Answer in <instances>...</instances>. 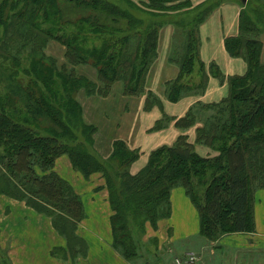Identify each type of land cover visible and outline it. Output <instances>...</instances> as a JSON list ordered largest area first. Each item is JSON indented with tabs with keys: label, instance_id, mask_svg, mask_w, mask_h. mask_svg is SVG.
<instances>
[{
	"label": "trees",
	"instance_id": "obj_1",
	"mask_svg": "<svg viewBox=\"0 0 264 264\" xmlns=\"http://www.w3.org/2000/svg\"><path fill=\"white\" fill-rule=\"evenodd\" d=\"M223 1L192 7L189 0H146L142 5L133 0H0V194L49 216L66 239L71 256L60 254L64 258L74 262L88 253L77 234L85 214L82 196L54 169L64 154L86 179L94 173L106 179L113 246L131 262L142 254L150 264L163 260L158 244L151 250L142 236L157 227L169 210L170 191L179 185L196 201L200 235L218 238L256 231L254 195L257 187H264V0L242 4L239 34L225 40L233 57L245 59L246 72L228 77L226 99L204 106L214 113L197 130L196 143L216 155H199L188 135L181 134L132 173L137 150L117 139L108 158L98 154L93 144L98 128L85 121L77 98L80 91L105 97L119 80L126 95L144 92L159 32L167 23L175 25L176 44H181L180 55L172 56L180 76L167 83L168 99L204 93L208 75L200 57L199 30ZM75 11L88 13L76 18ZM123 19L127 25L120 24ZM52 40L66 47L60 65L45 51ZM90 64L97 69L95 79L79 71ZM190 74L200 82H180ZM150 96L151 91L147 109L153 105ZM198 115L192 107L177 127L188 130ZM0 248V264H8L1 243Z\"/></svg>",
	"mask_w": 264,
	"mask_h": 264
},
{
	"label": "crops",
	"instance_id": "obj_2",
	"mask_svg": "<svg viewBox=\"0 0 264 264\" xmlns=\"http://www.w3.org/2000/svg\"><path fill=\"white\" fill-rule=\"evenodd\" d=\"M190 1L192 7H195L206 0ZM246 1L224 0L200 26V57L205 63L209 79L208 87L202 95L187 94L188 96L181 97L178 101H171L164 94L167 90V82L177 79L180 71L179 66L172 61V56L181 53V44H176V27L172 23H167L160 29L158 54L149 68L144 92L138 95H126L122 81H116L105 97L98 94L87 96L85 91H80L84 93L83 102L80 100L84 119L98 128L95 148L103 157L108 158L113 149L103 155L98 146L101 140H107L113 147L115 140L122 139L129 147L139 152V159L133 164L134 170L138 171L147 163L152 151L163 145L173 144L182 134V130L176 126V121L183 117L194 103L218 102L228 95V77L244 74L247 70L245 59L233 57L225 46L227 38L239 34V17L242 4ZM261 41V61L264 63V31L261 34ZM149 90L153 92L151 98L153 106L145 110L144 105L148 100L146 94ZM206 96L210 101L205 99ZM201 98L205 100L202 101ZM164 112L173 119L156 130L153 127L163 118ZM123 117L126 125L120 120ZM203 125L202 122H196L190 127L188 134L186 133L189 139L196 140V131ZM195 145L196 150L201 152L198 146L200 144ZM207 149L209 151L210 148ZM216 154L217 152L213 151L211 156ZM54 169L82 196L86 216L79 225L77 233L87 241L88 253L74 262L60 254L56 255V249L65 248L67 242L55 230L51 218L37 212L25 201L0 194L1 245L8 248L11 257L14 258V264H130L112 246L110 217L113 211L104 177L100 173H94L86 179L73 168L66 154L56 160ZM181 188L177 186L172 192L173 200H177L185 210L181 214L180 223L183 225L189 224L191 220L198 221L196 209L189 204L190 200L187 196L181 193ZM254 204L256 232L249 235L261 239V236H264V189L255 190ZM181 234L186 235L185 232ZM190 234L182 237L187 238Z\"/></svg>",
	"mask_w": 264,
	"mask_h": 264
},
{
	"label": "rangeland",
	"instance_id": "obj_3",
	"mask_svg": "<svg viewBox=\"0 0 264 264\" xmlns=\"http://www.w3.org/2000/svg\"><path fill=\"white\" fill-rule=\"evenodd\" d=\"M133 1L136 2L137 4H141V3L143 4L144 2H146V0H140L139 2H137L135 0H133ZM189 2L192 5L190 0H189ZM87 13H88V11H75L73 13V16L78 18L81 15L87 14ZM173 14H175V13H173ZM252 15H253V13H252ZM168 16H170V14H168ZM120 24L121 25H127V22L125 19H123L120 22ZM132 46H134V45H132ZM65 50H66V47L64 45H62L60 42H58L57 40L50 41L49 47L45 48V51L48 54L55 56L58 59V61H60L59 65H60V63H62L65 60L64 59ZM156 57H157V55H156ZM155 59H154V61H155ZM154 61H153V63H154ZM79 71L81 73L91 74L88 76L92 77L93 79L98 77L97 69L95 67H93L91 64L90 65H82L80 67ZM240 75H243V74H240ZM179 76L180 75H178V77ZM174 80H172V81H174ZM119 81H122V80H119ZM189 81L191 83H199L200 79H199V76H197L196 74H190L189 76L183 77L180 82L185 84V83H188ZM168 82H170V81H168ZM208 82H209V79H208ZM227 83H228V89H229L230 85H229L228 80H227ZM123 84H124V82H123ZM207 87H208V84H207ZM207 87H206V89H207ZM124 88H125V85H124ZM149 92H150V90L148 91V93ZM79 93H81V92H79ZM148 93L146 94L147 96H148ZM83 94L84 93L78 94L77 98L79 101L81 100L83 102V100H82V97L84 96ZM164 94L167 95V91ZM197 95H202V94H197ZM182 96L186 97V94L182 95ZM228 96H229V93H228V95H226L224 98H222L218 102H210L209 103V102L198 101V102L194 103L191 107L195 108V110H197V112L199 114L197 122H202L204 124L205 118L208 116L209 117L212 116L214 113L213 109H208V108L205 109L204 108L205 105H209V104L212 105L215 103H219L222 100L226 99ZM151 98L152 97L150 96V100H151ZM205 99L210 101V98L208 96H206ZM205 99L201 98L202 101ZM157 103H159V101H157ZM144 108H145V110H147L146 104L144 105ZM172 119H173L172 117L168 116L164 112L163 118L158 120L156 122V124L158 122H162V126L165 124L167 125V123L172 121ZM178 119H180V118H178ZM120 120L122 121L123 124H125V125L127 124L124 117ZM88 124H91V123H88ZM156 124H155V126H156ZM155 126L153 128H155L156 130L162 128V126L161 127H157V126L155 127ZM188 131L189 130H182V134H186ZM96 135H98V133L96 134V132H95L94 133V142H93L95 150H96V148H95ZM196 139H197V131H196ZM187 141L189 143L194 144V145L197 144L196 140L189 139V136H188ZM175 142L176 141H174V143ZM173 144H171V145H173ZM98 146H99L100 150L102 151L103 155L108 154L110 149H113L111 144L107 140H104V139L100 141ZM163 146H170V145H163ZM198 146H199V149H201V152H198V151L197 152L199 153V155H201L203 157H210L214 151L213 149L210 148L209 149L210 153H209V151L207 149L208 147L206 145L200 144ZM101 147H103V148H101ZM127 147L129 149L133 150L128 145H127ZM98 154H100V153L98 152ZM139 156H140V154L138 152V159H139ZM150 156H151V154H150ZM148 161H149V159H148ZM148 161H147V163H148ZM133 164H132L130 170L132 173H137L139 170L135 171L133 168ZM38 171H40V170H38ZM55 171H56V169H55ZM106 187L108 189V194L110 197V192H109L107 182H106ZM179 187L180 188L182 187L181 193H184L187 196V199L190 200L189 204L194 206V208L196 209L197 215H198V221L197 220H195V221L191 220L189 222V224H183V225L180 223L181 214L185 210L179 205L177 200H175V201L173 200V193H172L173 190H171L170 191L169 210L166 212V214L160 220L157 221V224H158L157 227H154V226L151 227L150 230L148 229L147 231H145L143 236H142V237H144V239H147L146 243H144V244L145 245L147 244V246L151 250H153L154 247L157 248V244H158V247L161 248L160 251L163 253H160V254H162L163 260L158 261V262H160V264H264V236H261V239H260V238L254 237V235H249L250 233H247V234L246 233H227V234L220 235V237H218V238H208L206 236L200 235V229H201L200 216H201V214H200L199 209L197 207L196 201H194L188 195L185 187H183L181 185H179ZM260 189H264V187H261V188L257 187V190H260ZM84 212H85V206H84ZM85 216H86V214H83L81 220L78 222V225H77L78 227L83 222V220L85 219ZM110 225L112 228L111 217H110ZM159 226H160V228H159ZM255 228H256V220H255ZM182 232H185L186 235L181 234ZM190 232L192 234H190ZM152 233H156V234L152 235ZM189 234H190V236H188L187 238L182 237V236H187ZM80 237L82 239H84L82 236H80ZM112 238L114 239L113 229H112ZM156 240H157V242H156ZM85 242L88 245L86 240H85ZM0 243H1V236H0ZM112 246H113V243H112ZM2 248H3V251L5 252V254L9 258L10 262H8V264H14V258L11 257L8 248H4V247H2ZM58 251H59V253H58ZM1 253H2V251L0 248V256L2 255ZM62 253H65L68 256H71L70 253L68 252V245L67 244H66L65 248H61V249L57 248L56 249V255L57 254L59 255ZM2 257H3V255H2ZM79 257L80 256H77L75 258V261H77V259ZM127 261L130 262V264H150V262L148 261L147 256L145 254H142L140 256V258L135 260L134 262H131L129 260H127Z\"/></svg>",
	"mask_w": 264,
	"mask_h": 264
}]
</instances>
